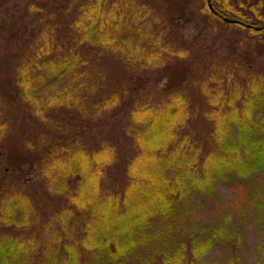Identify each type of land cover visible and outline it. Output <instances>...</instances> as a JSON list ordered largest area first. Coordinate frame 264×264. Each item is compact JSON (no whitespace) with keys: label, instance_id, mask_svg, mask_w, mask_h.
I'll return each mask as SVG.
<instances>
[{"label":"trees","instance_id":"1","mask_svg":"<svg viewBox=\"0 0 264 264\" xmlns=\"http://www.w3.org/2000/svg\"><path fill=\"white\" fill-rule=\"evenodd\" d=\"M13 1L0 0V7L5 4L7 13ZM211 1L213 11L207 1V7L200 3L196 12H187L182 18L191 21L195 17L205 23L199 36H217L222 31L239 35L234 31L245 29L241 47L247 43L257 48H252V55L245 51L238 59L242 65L238 73L245 79L242 86L215 93L205 89L204 108L196 111L203 133L194 138L196 131L190 122L197 114L190 110L180 87H172L175 90L166 95L164 90L157 95L147 87H155L163 78L161 71L167 63L160 65L159 60L168 58L166 48L155 45L144 29L147 25L139 26L141 6L114 3L109 9L105 0H67L65 8L70 10L74 3L78 14L73 25L75 43L107 49V55L112 52L120 64L125 63L123 68L135 73L129 76L127 87L117 84L111 91L116 97L98 96L89 108L70 100L68 110L77 108L74 130L61 136L63 143L47 125L26 114L19 115L10 128L0 120V264H205L221 246L229 251L227 264H242L247 225H241L246 220L259 239L253 244L255 255L247 261L264 264V186L256 181L257 176H264V62H256L264 51V24L254 26L251 19L258 14L264 19V9L261 0L252 6L248 0H214L216 6ZM237 3L245 7L237 10ZM223 6L233 17L224 13ZM181 9L188 8L183 5ZM43 11L41 20L52 14L48 6ZM116 21L126 24L124 33ZM178 27L175 25L180 36ZM50 28L40 33L38 40L43 42L33 58L51 53ZM260 34L263 38L257 41ZM193 41L200 40L195 37ZM188 44L190 52L203 48ZM71 59L75 61L41 62L53 73L49 85L63 78L78 77L80 82L81 58ZM140 67L143 70L136 73ZM145 69L151 72L149 77ZM30 74H24L18 85L25 94H40L39 88L34 90L28 83ZM78 87L82 89L80 84ZM132 90L144 93L132 95ZM45 94V104L43 99L26 95L25 108L40 114L50 107L48 100L61 104L57 92ZM120 108L126 109L122 124L116 116ZM17 132L22 143L15 140ZM120 144L133 154L123 185L119 190H104V171L117 159L116 145ZM84 164L90 168L84 169ZM35 169L36 175L29 178ZM217 182L235 186L243 194V204L230 201L218 206L214 224H206L188 206L189 197L195 193L211 198ZM55 196H65V206L59 202L51 205Z\"/></svg>","mask_w":264,"mask_h":264},{"label":"rangeland","instance_id":"2","mask_svg":"<svg viewBox=\"0 0 264 264\" xmlns=\"http://www.w3.org/2000/svg\"><path fill=\"white\" fill-rule=\"evenodd\" d=\"M93 1L94 0H91V3ZM170 1L173 0H105L109 9H111L114 3H133L141 6V20H143L142 22H140L141 20L138 21L139 26L147 25V28L144 29H147V32L155 41V45L166 48L167 52L165 55L166 58H168L159 60L160 65H164L165 62L167 63V66L161 71V76L163 78L156 83L155 87L154 84H148L147 87L155 89L157 95L163 90L165 91L163 95H166L167 92L175 90L172 87H180V90L183 91L185 97L189 100L190 110L196 112L204 108L206 96L205 89H207L208 92L212 90L214 93L216 90L227 92L228 89L232 90L236 84H238V87L244 84L245 79L238 73L240 72L239 67L242 66H239L238 59H241V55H244L245 51L251 54L250 51L252 48L255 49L257 47L247 43H245V48L241 47L239 41H243L244 37H246L245 29L244 32L234 31L239 35H234L228 31H222L217 33V36L212 33L207 36L203 33L199 36V31H202V28L205 27V23L201 20L198 21L195 17H192V19H190L191 21H189L187 18L184 19L185 17L182 18V15L184 16L187 12H196V7L200 3H203L207 7V0ZM257 1L258 0H248L246 2L252 6V4L257 3ZM48 2L49 4L46 5ZM66 2L67 0H14L9 4L11 7L13 5L12 9L7 13V6H5V4L2 8L0 7V120L10 128L14 127V120L19 118V115L26 114V118L32 121L36 119L47 125L55 138L61 143H63V137L61 136L74 130V122L72 119L76 114L77 108L72 107V109L68 110L70 105H67V103L70 100L72 104H78L79 101L84 108H89L91 104L97 102L98 96H103V99L108 95L115 96L112 95L111 91L115 90L114 88L117 84L120 85L125 83L124 87H127V81L131 78L129 76L135 73L133 69L131 71L125 67L123 68L125 63L121 61L120 64V60H117L118 56L112 52H109L110 55H107L106 53L109 50L99 46L88 47L87 45L81 46L79 43H75L74 38L76 31L73 25L78 18V14L76 15L77 11L74 3L72 8L68 10L65 8V6H67ZM238 2L242 3V1L239 0ZM211 3L216 6L214 0H212ZM240 3L234 6L237 10L241 7H245ZM260 4L264 9V0H261ZM82 5L83 4L80 6ZM183 5L188 9H181ZM45 6H48V10L52 14L45 16L41 20L42 16L45 14V11H43ZM36 8H38V10H36ZM223 10L229 17H233L229 14L228 9L224 7ZM170 11L174 13L173 16L170 14ZM249 13L251 14V12ZM253 17L251 18L253 21L252 25L258 26V23L261 22L264 24V19L259 18V14ZM30 18L34 20H29ZM43 23L46 27L42 25ZM115 25L122 28L123 33L127 30V28L123 27L126 24H123L121 21H116ZM175 25L179 26L180 36L176 34ZM127 26H130V24H127ZM47 27H51L49 29L51 30V40L48 39V42H51V53L45 54L42 52L39 55V57H41L40 59L36 57L33 58V53L38 50V46L43 42L41 39L38 40L40 33H45V28ZM195 37L200 41L194 42L193 38ZM262 38L261 34L258 35L257 41L262 40ZM67 41L71 42L68 43ZM188 42L201 45L203 48H197L190 52L188 51V48L191 49ZM44 43H46V38H44ZM242 44H244V42H242ZM262 44H264V41H262ZM235 46L236 50L234 49ZM151 48L156 49L152 46ZM168 51L170 52L169 55ZM60 53L69 56H58ZM261 54V58L256 59V62L258 61L257 65L264 62V51H261ZM73 57L81 58L78 73L80 71L83 75H81L80 82L78 77L66 81H64L63 78L49 85L50 81L53 80L50 79L51 76L53 77V73L48 68L43 67L41 62H52L55 65L58 64V62H65L68 60L70 63H73L75 61L71 59ZM243 57L245 58V56ZM84 58H86V60H84ZM163 61L164 63H162ZM39 64H41L40 67ZM141 70H143V67L136 68V73ZM145 73L148 75L151 72L145 69ZM24 74L31 75L28 83L34 85V90L39 88V90H41L40 94H33L29 91L28 94H25L23 90L21 91L18 81L23 78ZM119 77H125V79L119 80ZM87 83L89 86L84 89ZM62 84L65 87H63ZM78 84H80L82 89L78 87ZM44 85L51 89L45 90V88L40 87ZM217 85L221 87H217ZM82 90H84L83 94H81ZM45 91L51 94L57 92L62 98L61 104L53 105L52 102L48 100L47 104L50 107L45 110L43 109V113L40 114H36V111L33 112L31 109L25 108L26 103H28L25 99L26 95L29 97L33 96L32 99H43L41 102L45 104ZM130 93L139 96L142 95L144 91L137 93V91L132 90ZM43 106L44 105H42L41 108H43ZM196 114L197 115L192 118H195L194 122L191 121L192 119H190L191 122H189L190 125L194 123L196 131L194 138L195 136L199 138L203 133V127L201 128L200 123L202 121L199 113L196 112ZM116 116H119L117 118L119 124L124 123L126 119V109L120 108ZM106 119H108V117ZM205 123L207 125L211 124L206 120ZM188 131L189 133L192 132L191 129H188ZM15 137L16 141L22 143L23 140H18V132ZM15 140L14 142H16ZM68 140L75 141L72 138ZM116 148L118 152L116 156L117 159L104 171V178L107 181L104 190L108 188H116L119 190L121 188L127 164L133 156L131 149H125L121 144L120 147L116 145ZM83 167L86 170L90 168L89 165L86 166V164H84ZM36 173V169L32 170L29 178H33ZM256 181L263 183L264 186V176H257ZM213 193L211 198L199 196L195 193H192L189 197L188 206L191 207L193 213H197L206 224H214L212 221L218 216L216 212L218 206L228 204L227 202L230 201L232 203L235 202L236 206H238L239 202L243 204V199L241 198L243 194L239 193L235 186L227 182H217ZM63 197L65 196L52 197L50 201L54 202L51 205L55 202H59L60 205L65 206L67 198L64 199ZM53 209L54 207L52 206L51 209L48 210V213L52 214L54 211ZM201 220L198 221L201 222ZM246 225L247 230L245 231L244 238L245 253H242L244 256L242 264H249L250 261H247V258H253L255 255L253 244L259 240L257 238V233L254 229L249 227L247 220L244 221L241 226L245 228ZM228 257L229 251L227 252V248L221 246L213 250L204 263L227 264Z\"/></svg>","mask_w":264,"mask_h":264},{"label":"water","instance_id":"3","mask_svg":"<svg viewBox=\"0 0 264 264\" xmlns=\"http://www.w3.org/2000/svg\"><path fill=\"white\" fill-rule=\"evenodd\" d=\"M208 2H210V0H208ZM209 9L211 10V11H213V9H212V7H211V5L209 4ZM227 23H235V22H233V21H230V20H225Z\"/></svg>","mask_w":264,"mask_h":264}]
</instances>
